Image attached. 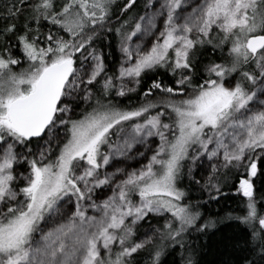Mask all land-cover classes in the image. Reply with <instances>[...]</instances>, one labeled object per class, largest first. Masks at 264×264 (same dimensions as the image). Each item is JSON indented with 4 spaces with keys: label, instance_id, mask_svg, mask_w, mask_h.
<instances>
[{
    "label": "snow or ice",
    "instance_id": "obj_1",
    "mask_svg": "<svg viewBox=\"0 0 264 264\" xmlns=\"http://www.w3.org/2000/svg\"><path fill=\"white\" fill-rule=\"evenodd\" d=\"M18 3L0 29V264H140L142 254L164 264L177 248L197 264L186 237L216 225L184 202V169L201 183L197 161L210 166L205 203L222 179L242 197L241 214L226 217L245 226L228 245L241 253L233 264H264V0H148L151 12L115 29L116 0ZM113 30L121 61L108 74L95 44ZM205 45L221 62L199 64ZM161 68L176 87L153 79L137 106L109 98ZM137 157L139 168L113 165Z\"/></svg>",
    "mask_w": 264,
    "mask_h": 264
},
{
    "label": "trees",
    "instance_id": "obj_2",
    "mask_svg": "<svg viewBox=\"0 0 264 264\" xmlns=\"http://www.w3.org/2000/svg\"><path fill=\"white\" fill-rule=\"evenodd\" d=\"M125 0H116V6L114 7L115 15L112 17V27H119L117 19L123 22L124 19L136 16L138 18L147 5L148 0H136L135 6L126 15H121L119 11V6H121ZM13 5L20 7L18 0H0V29L4 28L7 23L13 22L8 18L7 10ZM25 13H21L20 18L16 21L18 24L24 23ZM48 25L45 24L43 31L47 32ZM120 38L116 35L113 30L111 33L101 34L97 39L95 46L99 51H101L105 57V64L107 67L108 74H112L119 64V51L118 42ZM226 55V52L224 53ZM210 61L221 62V52L217 49L213 52L210 45H205L202 50V55L199 57V64L203 65L209 63ZM202 73L199 71L196 76H194V83H200ZM162 81L165 85H171L176 87L174 84L173 77L170 73L166 72L165 69H158L155 72H150L148 75L143 77L141 85L137 88L136 92L128 93L126 97H115L113 93L112 97L114 103H119L121 106H137L143 100V93L148 88V85L152 80ZM190 91V89H188ZM159 93L155 99H159ZM87 107L83 102H79V107L76 108V113H79L83 108ZM35 143H33V148ZM257 188V199L259 202V197L262 191H264V176H260L256 179ZM232 181L221 180V192L217 200L208 201V192L204 190L200 184L194 183L189 179L186 170L184 169V175L180 181V187H182L186 193L187 198L185 203L197 204L200 203L202 207L199 209L204 215L205 219L216 220L215 227L209 228L206 235L197 234L192 232L188 234L186 239L190 242L191 249L194 250L192 259L197 262V264H233L234 261L239 259L241 253L238 250H233L230 245L235 240H242L244 236V225L239 224L235 220H229L226 217L231 214L233 216L241 214V200L242 197L237 196L234 188L231 187ZM215 194V193H213ZM155 224V221H151ZM160 223H163L161 220ZM200 223H204L201 220ZM147 226L145 224L142 228ZM183 255L186 257L189 253L185 252ZM182 253L179 248L171 255H166L164 257V264H183L181 259ZM148 260L146 254H142L139 257L140 264H145Z\"/></svg>",
    "mask_w": 264,
    "mask_h": 264
},
{
    "label": "rangeland",
    "instance_id": "obj_3",
    "mask_svg": "<svg viewBox=\"0 0 264 264\" xmlns=\"http://www.w3.org/2000/svg\"><path fill=\"white\" fill-rule=\"evenodd\" d=\"M152 2L155 3L157 7H159V3L162 2V0H152ZM147 5H148V2H147ZM146 6H145V8L143 9V11L141 12L140 15H144L146 10L149 11V12L152 11V9L146 8ZM158 27H162V21L158 22ZM145 42H147V41H145ZM119 43H120V41L118 42L119 64H120L121 53H120V50H119ZM119 64H118V67H119ZM18 70L19 69H17V71ZM40 143L43 144V141H41ZM157 143H159L158 139H153L152 146L155 147V145ZM54 144H55V142H54ZM35 147H36V145H35ZM35 147H34V149H35ZM139 150L140 151H144L143 146H140ZM148 155L150 156L151 152H149ZM205 161H206V158H205ZM141 163H146V161L141 160L139 157H137L135 159H127V160L120 159V160L113 161L114 167H127L128 170L139 168ZM191 163H192L191 161H188V164H191ZM202 165H204V166H202ZM114 167H110L107 170L108 171H113ZM185 170H186V173H187V168H185ZM208 171H210V166H207L205 164V162L197 161L196 165L193 166V175H194L196 180H200L201 181L200 185H202L204 183V180L207 178ZM97 192L100 194V198L101 199L104 198L105 194H107V195L111 194V190L110 189H104L103 191L97 190ZM89 214L90 215L92 214L91 211L89 212ZM146 229H147V226L144 229H142L141 231H145Z\"/></svg>",
    "mask_w": 264,
    "mask_h": 264
}]
</instances>
